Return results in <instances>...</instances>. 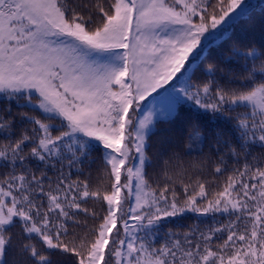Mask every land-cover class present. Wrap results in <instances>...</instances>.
Returning <instances> with one entry per match:
<instances>
[{
    "label": "snow or ice",
    "instance_id": "obj_1",
    "mask_svg": "<svg viewBox=\"0 0 264 264\" xmlns=\"http://www.w3.org/2000/svg\"><path fill=\"white\" fill-rule=\"evenodd\" d=\"M250 7L0 0V264H264Z\"/></svg>",
    "mask_w": 264,
    "mask_h": 264
},
{
    "label": "trees",
    "instance_id": "obj_2",
    "mask_svg": "<svg viewBox=\"0 0 264 264\" xmlns=\"http://www.w3.org/2000/svg\"><path fill=\"white\" fill-rule=\"evenodd\" d=\"M250 13L252 14V20H245L238 25L233 31L238 34H243L254 38L256 41L264 39V31L261 30V24L264 22V0L258 1L257 3L250 4ZM187 108V106H185ZM94 156L98 157V153H94ZM177 223H201L207 224L210 221L207 219L197 218L191 214H188L185 220H177Z\"/></svg>",
    "mask_w": 264,
    "mask_h": 264
},
{
    "label": "rangeland",
    "instance_id": "obj_3",
    "mask_svg": "<svg viewBox=\"0 0 264 264\" xmlns=\"http://www.w3.org/2000/svg\"><path fill=\"white\" fill-rule=\"evenodd\" d=\"M258 1H261V0H248V4H253V3H257Z\"/></svg>",
    "mask_w": 264,
    "mask_h": 264
}]
</instances>
